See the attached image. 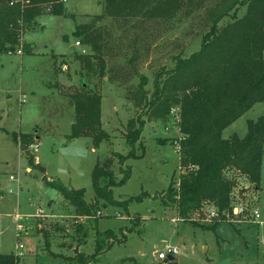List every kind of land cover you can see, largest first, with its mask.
<instances>
[{"label": "rangeland", "instance_id": "1", "mask_svg": "<svg viewBox=\"0 0 264 264\" xmlns=\"http://www.w3.org/2000/svg\"><path fill=\"white\" fill-rule=\"evenodd\" d=\"M245 1H227L223 9L226 16L217 25L218 30L245 13ZM102 3L67 0L63 3L64 16L47 12L25 26L20 45H29L30 55H0V254L19 256L18 264H77V254L88 264L96 252L100 255L91 264H161L164 262L157 261V254L171 246L178 250L174 257L177 264H264V152L258 188L241 178L231 189L235 202L257 209L261 225L224 222L211 230L205 228L211 225L206 215L210 208L203 209L202 215L196 213L190 224L181 223L174 206L165 199L168 185L172 182L177 189L185 169L179 165L177 140L181 137L175 124L148 122L144 110L127 100V92L139 83L138 77L125 85L109 83L107 77L100 79L87 72L77 60L79 55H89L90 50L82 44L76 47L80 39L73 33L80 24L104 13ZM110 21L104 18L95 27L108 26ZM197 21V14L178 16L174 29L162 36L155 44L156 51L141 63L139 72L147 80L146 92H152L154 76L162 67L173 68L172 57L181 53L187 59L199 50L207 30L191 39L189 35L198 29ZM174 42L186 46L179 52ZM17 49L22 50L21 46ZM82 83L92 93L99 91L100 121L109 136L92 153L90 140L67 142L74 107L54 88L57 84L67 92L80 89ZM261 116L264 103L255 104L223 131L222 138H243L246 122ZM138 117L145 121L134 148L138 158L127 160L122 167L115 160L111 168L115 181L121 179L120 170L126 168L130 178L123 186L111 189L116 205L98 201L91 188V170L111 154H128L126 126ZM4 130L29 134L28 139L20 140L22 149L45 167L47 179L57 180L68 189H83V201L94 207L92 213L80 215L70 202L45 186L40 172H26L29 166L25 152L16 148L11 134L6 137ZM34 135L40 139L36 141ZM31 145H37V149H29ZM82 150L86 155H81ZM10 176L14 179L9 180ZM143 193L147 198L126 203ZM38 209L42 215H38ZM37 230H42L47 239ZM46 250L59 257H51Z\"/></svg>", "mask_w": 264, "mask_h": 264}, {"label": "trees", "instance_id": "2", "mask_svg": "<svg viewBox=\"0 0 264 264\" xmlns=\"http://www.w3.org/2000/svg\"><path fill=\"white\" fill-rule=\"evenodd\" d=\"M227 1L102 0L104 13L89 23L80 24L73 33L80 39L78 43L90 50L89 55L77 56L87 72L100 79L107 77L109 83L119 85L138 77L139 83L127 92V100L135 108L144 110L143 116L148 122L175 124L181 137L177 140L179 165L185 169L179 176L177 189L170 182L165 199L185 224H190L203 209L230 208L231 189L238 179H244L255 189L260 181L264 116L246 122L243 138L232 135L223 139L222 132L255 104L264 103V0H246L245 13L218 30L217 25L226 16L223 9ZM63 11L62 0H0V55L14 53L20 46L22 54L30 55L31 47L20 45L25 26L44 13L64 16ZM195 14L198 29L185 36L194 39L207 30L201 37L199 50L187 59H183L181 53L172 57L173 68L162 67L154 76L152 92H146L147 80L139 72L141 63L156 51L155 44L162 36L174 29L178 16L189 18ZM104 18H109L110 24L95 27V23ZM174 45L179 52L186 46L177 42ZM54 88L68 97L74 107V123L67 141L88 139L93 150L108 141L109 136L100 121L101 96L97 89L92 93L87 85L67 92L57 84ZM172 110H176V118L170 115ZM144 125L141 117L127 123L125 143L130 150L126 156L111 154L93 166L90 183L96 200L116 205L111 189L126 184L130 171L120 170L121 179L115 181L111 168L115 160L122 167L127 160L138 158L134 148ZM11 138L13 144L24 151L20 140L28 139V135L12 133ZM25 158L31 170L44 174V168L36 164L30 154L25 152ZM224 173L227 177H223ZM43 180L46 187L76 207L80 215L88 216L94 210L85 205L83 189H68L57 180ZM147 196L143 193L126 203L140 202ZM217 226V222H212L205 228L213 230ZM37 231L47 239L42 230ZM124 240L125 236L120 242ZM46 251L53 258L59 257ZM99 255L100 252H96L90 256L88 264ZM77 257V264H87L81 254ZM18 263V256L0 254V264Z\"/></svg>", "mask_w": 264, "mask_h": 264}, {"label": "built area", "instance_id": "3", "mask_svg": "<svg viewBox=\"0 0 264 264\" xmlns=\"http://www.w3.org/2000/svg\"><path fill=\"white\" fill-rule=\"evenodd\" d=\"M15 2H17V1H15ZM62 2L65 3L66 0H62ZM12 5H13V3L10 4V6H12ZM74 45L76 47H79L80 44L77 41V42H75ZM14 53H16L17 55H21L22 50L16 49ZM9 54H13V53H8V55ZM170 115L173 118H176L177 117L176 110H172ZM29 149L34 151L37 149V145H31L29 147ZM10 180H13V178H10ZM8 193L11 194L12 191L9 190ZM37 213H38V215H42V210L38 209ZM202 214H203V212H202ZM206 215H207L208 220L210 221V224L212 222H217V223L244 222V223L261 225L260 215H259V212L257 211V209L254 207H250L249 205H244L242 202H235L234 196H233V199L231 201L230 208L221 211V210H217L216 208L211 207L210 210L207 211ZM172 222L175 223L177 221L172 220ZM262 244L264 247V243H262ZM177 255H178V250L174 247L168 246L165 250H163L157 254V261L165 262V261H167V259L169 257L174 258Z\"/></svg>", "mask_w": 264, "mask_h": 264}, {"label": "crops", "instance_id": "4", "mask_svg": "<svg viewBox=\"0 0 264 264\" xmlns=\"http://www.w3.org/2000/svg\"><path fill=\"white\" fill-rule=\"evenodd\" d=\"M66 2H67V0H66ZM66 2H65V3H66ZM4 133H5V136H6V137H9L8 135H9V134H12V133H14V132L10 133V132L4 130ZM222 133H223V132H222ZM19 134L29 135V134H27V133H19ZM67 136H68V135H67ZM67 136H65V138H66ZM34 139H35L36 141H38V140L40 139V137H39L38 135H34ZM174 139H177V137L174 138ZM10 140H11V139H10ZM78 140H88V139H76V140L67 141V142H68V143H69V142H70V143H76ZM16 148H17V147H16ZM93 151H94V150L91 149V150H90V153H92ZM34 159H35V163L40 165V163H37V162H36L37 159L35 158V156H34ZM40 166H41V165H40ZM41 167H43V166H41ZM43 168H44L45 172H44V174H41V173H40V174L42 175V177H40L41 180H42L43 178H46V179H47L46 169H45V167H43ZM33 171H34V170H33ZM33 171L30 170L29 168L26 169V172H30V174H32ZM35 172H36V171H35ZM35 172H34V173H35ZM10 178H13V179H14V177H12V176L9 177V180H10ZM47 180H49V179H47ZM35 184H36V187H37V188H41V184H40V183L35 182ZM73 190H74V189H73ZM1 193H2V196L5 195L4 192H1ZM0 196H1V195H0ZM47 207L49 208V207H50V204L47 205ZM18 257H19V256H18Z\"/></svg>", "mask_w": 264, "mask_h": 264}, {"label": "water", "instance_id": "5", "mask_svg": "<svg viewBox=\"0 0 264 264\" xmlns=\"http://www.w3.org/2000/svg\"><path fill=\"white\" fill-rule=\"evenodd\" d=\"M83 87H85L86 86V84H84V83H82L81 84ZM167 261L168 262H174L175 261V259L174 258H172V257H169L168 259H167Z\"/></svg>", "mask_w": 264, "mask_h": 264}, {"label": "clouds", "instance_id": "6", "mask_svg": "<svg viewBox=\"0 0 264 264\" xmlns=\"http://www.w3.org/2000/svg\"><path fill=\"white\" fill-rule=\"evenodd\" d=\"M81 155H86V152H84L83 150L81 151Z\"/></svg>", "mask_w": 264, "mask_h": 264}]
</instances>
